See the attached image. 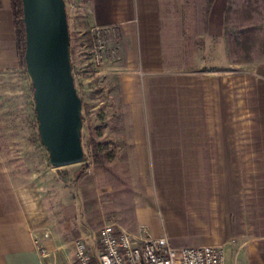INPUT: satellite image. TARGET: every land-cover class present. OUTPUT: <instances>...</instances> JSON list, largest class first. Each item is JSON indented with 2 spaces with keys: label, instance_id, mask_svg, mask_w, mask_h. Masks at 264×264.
Wrapping results in <instances>:
<instances>
[{
  "label": "crops",
  "instance_id": "0c3cea01",
  "mask_svg": "<svg viewBox=\"0 0 264 264\" xmlns=\"http://www.w3.org/2000/svg\"><path fill=\"white\" fill-rule=\"evenodd\" d=\"M164 3L89 0L90 26L120 32L110 44L120 59L96 74L112 101L104 128L114 148L110 163L124 165L133 186L129 220L116 207L114 224L140 238L166 237L174 248L224 245L225 264H264V64L219 74L169 70ZM221 5L211 6L218 33ZM18 66L11 0H0V73ZM236 108L258 123L236 124ZM88 180L86 216L73 204L59 219L38 189L14 186L0 169V264H72L76 228L81 234L96 212L112 217Z\"/></svg>",
  "mask_w": 264,
  "mask_h": 264
},
{
  "label": "rangeland",
  "instance_id": "374dc122",
  "mask_svg": "<svg viewBox=\"0 0 264 264\" xmlns=\"http://www.w3.org/2000/svg\"><path fill=\"white\" fill-rule=\"evenodd\" d=\"M165 1L170 2L163 5L164 57L169 70L219 74L229 68L238 71L244 69L243 65L264 64V0H222L220 20L217 19L221 24L219 33L211 28L215 21L210 18L212 9H208L207 0ZM64 2L71 71L81 99L84 159L61 168L49 164L48 153L38 138L31 81L19 64L16 69L0 73V169L10 176L14 186L38 189L46 207L59 219L64 218L60 209L73 204L77 206V216H86L82 192L90 176L100 188L98 201L109 203L112 217L104 221L96 212L90 225L80 229L81 234L76 228V240L95 235L105 224L115 225L116 207L124 209L123 220L128 221L133 186L124 165L110 163L114 148L106 142L109 136L104 128L110 121L107 116L112 101L88 62L92 49L89 0ZM237 111L238 108L236 124L258 123L255 116L243 117ZM98 175L102 177L100 181ZM106 186L110 188L107 194Z\"/></svg>",
  "mask_w": 264,
  "mask_h": 264
},
{
  "label": "water",
  "instance_id": "95a60500",
  "mask_svg": "<svg viewBox=\"0 0 264 264\" xmlns=\"http://www.w3.org/2000/svg\"><path fill=\"white\" fill-rule=\"evenodd\" d=\"M24 63L31 81L38 137L54 168L83 161L81 99L71 71L64 0H21Z\"/></svg>",
  "mask_w": 264,
  "mask_h": 264
},
{
  "label": "built area",
  "instance_id": "2783aa9c",
  "mask_svg": "<svg viewBox=\"0 0 264 264\" xmlns=\"http://www.w3.org/2000/svg\"><path fill=\"white\" fill-rule=\"evenodd\" d=\"M119 37L115 26L91 28L88 62L95 73L103 64L120 59L119 50L110 46ZM43 237L48 238V233ZM34 244L44 252L36 238ZM73 249L72 264H225L226 254L224 245L174 248L166 237L140 238L113 224L101 226L93 236L77 238Z\"/></svg>",
  "mask_w": 264,
  "mask_h": 264
},
{
  "label": "trees",
  "instance_id": "16d2710c",
  "mask_svg": "<svg viewBox=\"0 0 264 264\" xmlns=\"http://www.w3.org/2000/svg\"><path fill=\"white\" fill-rule=\"evenodd\" d=\"M215 0H207L208 9L211 8ZM12 13L14 17V25L16 30V44L20 66L25 68L24 50H25V33L22 21V4L21 0H11ZM39 138V137H38Z\"/></svg>",
  "mask_w": 264,
  "mask_h": 264
}]
</instances>
